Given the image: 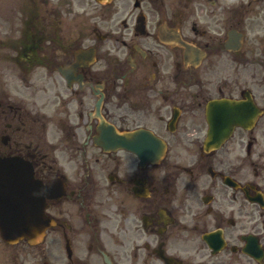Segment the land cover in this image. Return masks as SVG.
I'll return each mask as SVG.
<instances>
[{
  "label": "flooded vegetation",
  "instance_id": "obj_1",
  "mask_svg": "<svg viewBox=\"0 0 264 264\" xmlns=\"http://www.w3.org/2000/svg\"><path fill=\"white\" fill-rule=\"evenodd\" d=\"M53 1L5 0L0 159L55 225L0 264H264V0Z\"/></svg>",
  "mask_w": 264,
  "mask_h": 264
},
{
  "label": "rangeland",
  "instance_id": "obj_2",
  "mask_svg": "<svg viewBox=\"0 0 264 264\" xmlns=\"http://www.w3.org/2000/svg\"><path fill=\"white\" fill-rule=\"evenodd\" d=\"M52 3H53V4H56L57 2H56V0H55V1H53ZM52 3H51L49 6H52ZM4 5H5V0H0V10L3 9ZM58 6H59V5H58ZM58 6H55V7L57 8ZM61 9H62V10H65V9H68V8H67V6H62ZM6 16H7V13H6ZM64 16H65V21H66V20H67L66 15H64ZM3 64H4V63H3ZM5 73H7V65H6V64H4V67H3L2 70L0 71V77H2V75L5 74Z\"/></svg>",
  "mask_w": 264,
  "mask_h": 264
},
{
  "label": "water",
  "instance_id": "obj_3",
  "mask_svg": "<svg viewBox=\"0 0 264 264\" xmlns=\"http://www.w3.org/2000/svg\"><path fill=\"white\" fill-rule=\"evenodd\" d=\"M4 165H0V178H4ZM3 194V191H0V195ZM4 227H7V225L4 224Z\"/></svg>",
  "mask_w": 264,
  "mask_h": 264
}]
</instances>
